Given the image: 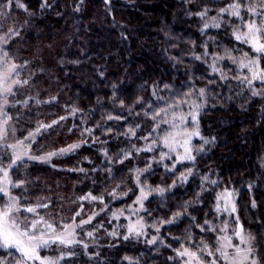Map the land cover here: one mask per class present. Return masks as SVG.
Segmentation results:
<instances>
[{
	"label": "trees",
	"instance_id": "1",
	"mask_svg": "<svg viewBox=\"0 0 264 264\" xmlns=\"http://www.w3.org/2000/svg\"><path fill=\"white\" fill-rule=\"evenodd\" d=\"M260 2L0 0L3 54L23 81L7 110L16 134L57 121L36 133L31 152L79 145L12 168L13 184L23 181L11 188L22 206L34 205L56 228L75 226L73 244L41 253L59 255V264H182L178 252L189 248L207 259L226 219L217 195L241 187V223L264 264V81L248 84L252 72L241 65L247 53L264 70V53L236 39L249 22H264ZM235 3L239 16L221 11ZM190 100L201 104L199 135L193 159L176 161L161 142ZM142 187L149 195L138 236L117 212L132 207ZM18 259L0 246L4 264Z\"/></svg>",
	"mask_w": 264,
	"mask_h": 264
},
{
	"label": "rangeland",
	"instance_id": "2",
	"mask_svg": "<svg viewBox=\"0 0 264 264\" xmlns=\"http://www.w3.org/2000/svg\"><path fill=\"white\" fill-rule=\"evenodd\" d=\"M1 9H2V6L0 5V17L2 16ZM0 24H3V23H1V21H0ZM241 29H242V27L240 28L241 33H245L248 31L247 27H246V29L244 28V30H241ZM7 35L8 34L4 35V33L0 31V73L6 72L14 64L11 60H8L6 58V56L3 54L5 37ZM261 42H264V41H262V39H261ZM249 44H250V42H249ZM244 62L247 63L246 60ZM14 81H19L20 83L23 82L16 77V68L14 71L11 72V74L8 76L7 80L5 81V86L10 85L12 87V92L0 94V108H2V112H0V125H2L4 127L5 132H6V135H4L3 138H0V170H7L8 171V178L12 182V184H13L12 177H11L12 168L18 163H21V162L26 161V160H32V159H28L27 156L24 155V153H27L28 155H31V156L46 155V154L36 155L35 153L31 152L30 144H31V142L35 136L33 138L27 139V140L25 138L28 137L29 134H27L25 137H19L16 134V131H15L14 127L12 126V123L9 121L7 110L9 108L10 104H12V102H13L12 93H13L15 87L20 85V83L17 84V83H14ZM5 100H7L6 104L4 103ZM18 101H20V100H18ZM200 105H201L200 103L199 104L197 103V100H190L184 104V108L179 109V111L176 113L174 112L175 115L172 117V120H171V126H170L171 128L164 135V137L162 138V142H161L162 148H164V153L168 157L172 156L173 158H175L176 161L186 160V159H181V157L186 155L185 148H188L190 150V154L193 156L192 142H193L194 137H198V136H192L189 140V143L187 145H185V143H184L185 139H189L185 135V133L198 130L195 127L197 125V121L195 123H193L191 121L190 114H195L197 116V120H198V113H199L198 110L200 108ZM4 113H6V116L4 115ZM174 113H172V114H174ZM181 116L184 117V120L180 119ZM5 119H7L6 124L3 123ZM37 128H39V126ZM37 128H36V130H37ZM36 130H33L30 133H36ZM166 139L168 141V145H170L171 147L165 144ZM18 141H24V143L21 145V144H18ZM10 145H15L16 147L15 148L9 147ZM172 149H174V150H172ZM59 151L60 150L55 151V152L58 153ZM14 154L21 155V160L17 161L11 168H9V165L12 164V161L15 158ZM2 178H3V171H0V179H2ZM12 184H8L7 188H8L10 195L15 196L14 193L11 191ZM248 185L251 187L249 197L253 199L254 196L256 195L254 188H253V184L249 183ZM240 188L241 187H238V189L225 187L223 190L219 191V193L217 195L215 208L219 211L220 214L226 215V219L224 221L220 222L219 231L217 234V247L216 248L219 247V238L224 237V236L231 237L232 244H234V245L240 244L239 239L235 236V232L238 230L237 221L239 222V226H242L243 233L245 235L251 236L244 229V227L241 223L242 214L239 211L242 208H244L243 202H245L247 195L244 194ZM141 189L144 190V192L146 193V198H147L149 195V190L146 189L145 187H142V188H140V192H139L138 196L136 197V200H135L133 206L128 208L126 211L117 212L118 213L117 215H119L120 217H124L126 219L127 231H129V229L132 228L133 229L132 232L134 233V235H138V236L144 234V232H143L144 228H143L142 219L140 217V213L142 211L141 207H142L143 202L146 198L143 199L140 203H137V198L141 196ZM15 197L17 198V196H15ZM7 201H8V197H6L2 193H0V208H3V206L7 203ZM254 202H255V200H254ZM19 205L21 206V211L18 213H14L13 215L19 217V220L21 221V228L22 229H28L30 232H32L35 235H39L41 232H43V233H45L46 239L51 237L52 242H50L48 244V246H46L44 248H47L49 246H53L54 244H60L58 241H56V237L60 236L62 234L67 235L68 232H71L72 238H73L74 229H75L74 224H70V223L64 224L60 228H56V226L54 224H52L50 221L45 219L43 216L37 215V213H36L37 207H35L34 205L22 206L20 204V202H19ZM27 207H35L36 212L35 213H29V212L24 211L23 209L27 208ZM225 208H227V210H224ZM233 208L235 209V211L232 210ZM231 215L233 218H231ZM41 217H43V221L37 225L35 230H33L31 228L32 221L39 220ZM44 221L52 224L53 229L46 228ZM69 225L73 226V227L72 228H66L65 227V226H69ZM221 229H224V231H221ZM138 232L143 233V234H137ZM152 237H151V239H152ZM241 247H245V246L241 245ZM6 249L14 250L15 252L18 253L19 259L21 258L20 252L17 251V249L15 247H8ZM185 249H187L189 252H194L197 255L195 258H193V257H190L188 255L182 256V255L178 254V257L181 260L182 264H198V262H199V264H210V262L212 260H216L217 264H224V261L219 258L218 254H216V249L214 250V252H212L213 255H210L207 259L200 257V255L197 252H195L189 248H182L179 250L178 253L184 252ZM40 250H41V248L38 250V255L42 259L47 258L51 261H54L55 264H59V262H60V256L59 255L48 254V253L43 254V253H41ZM229 251L231 252L233 250L229 249ZM254 255L256 258L255 253H254ZM26 264H40V261L39 260L27 261Z\"/></svg>",
	"mask_w": 264,
	"mask_h": 264
},
{
	"label": "snow or ice",
	"instance_id": "3",
	"mask_svg": "<svg viewBox=\"0 0 264 264\" xmlns=\"http://www.w3.org/2000/svg\"><path fill=\"white\" fill-rule=\"evenodd\" d=\"M19 7H23L22 4H18ZM43 7V5H42ZM260 7L264 8V0H261ZM240 8L241 4L235 3L229 6V9H222V12L228 11L232 15L239 16L240 15ZM248 11L252 13L253 15H256V8L249 7ZM246 27L248 28V31L245 33H236V39L241 40L243 39L245 43L251 44V47L256 53H264V42H261L260 37L264 36V22H262L260 25H257L255 21L249 22ZM5 56L8 54L5 52ZM247 61L245 63L244 61ZM241 65L244 67H247L250 72H252L251 79H248V84L252 83V80L259 79L261 81H264V70H261L258 65V61L255 59H251L247 56V53H245L244 59L241 61ZM16 68V65H12L6 72L0 73V94L3 93H11L12 87L5 86V81L7 80L8 76L11 74L12 71H14ZM247 79V78H246ZM14 83L19 84V81H14ZM26 83V81H25ZM167 87V86H166ZM203 92V90H201ZM261 93L256 92L255 90L252 92L253 96L259 95ZM4 103H7V100L4 101ZM24 103H27L25 101ZM199 107V106H198ZM75 111V109L73 110ZM0 112H2V108H0ZM6 116V113H4ZM111 118V117H110ZM191 121L195 123L197 121V116L195 114H190ZM63 119V117L61 118ZM181 120H184V117H180ZM4 124L7 123V119L4 120ZM57 121H53L52 125L56 124ZM52 125H40V128H37L36 133L40 131L41 128H51ZM36 133H29V136L25 139H31L33 138ZM6 135L5 129L2 125H0V138H3V136ZM185 135L189 139H185L184 143L187 145L189 143V140L192 136H198L199 132L192 131V132H186ZM205 143H208V140L204 141ZM24 141H18V144H23ZM165 144L168 145L167 139L165 140ZM170 146V145H168ZM9 147L15 148V145H10ZM78 144L70 145L66 149H61L58 153H47L43 156H31L27 153H24V155L27 156L28 159H34V160H40L47 162L50 160V158L54 155H61L65 152L72 151L75 148H78ZM171 147V146H170ZM174 150V149H172ZM186 155L181 157V159H193L192 155L190 154V150L188 148H185ZM14 159L12 161V164L9 165V168H11L17 161L21 160V155L14 154ZM163 158V157H162ZM3 171V178L0 179V193H2L4 196L8 197L7 203L3 206V208H0V246L8 248V247H15L17 251L20 252L21 258L17 260V264H26L27 261H33V260H39L40 264H55L54 261H51L47 258H41L38 255V250L40 248L48 246V244L51 241V237L48 239L45 238V233L41 232L39 235H35L32 232H30L28 229H22L21 228V221L19 220L18 216H14V213H18L21 211V206L19 205V201L15 196L10 195L7 185L12 184V182L8 178V171L7 170H0ZM80 171H83V169H80ZM140 170H137L139 173ZM191 174V170L189 169L188 175ZM181 180H186L187 175L182 174ZM204 179H207L205 177ZM212 183H215V181H212ZM23 184V181L19 182L18 184H13V187H19ZM153 191H156L160 194H163L164 189L163 188H156ZM85 197H82L81 199H84ZM92 200L97 199V197L89 196L86 197ZM146 198V193L143 189H141V196L137 198V203H140L143 199ZM43 207H47V205H42ZM253 206H255L253 204ZM26 212L29 213H35L36 208L35 207H27L23 209ZM224 210H227L225 208ZM235 211V209H232ZM79 215V213H77ZM180 213H176V216H179ZM26 219V218H25ZM91 219V218H90ZM43 221V217H41L39 220L32 221L31 228L33 230L36 229L37 225L40 224ZM89 221H84L83 223H88ZM172 221L169 220L167 223H171ZM207 223V222H206ZM238 223V230L235 232V236L239 239L240 244L234 245L231 242V237L224 236L219 238V247L216 248V254H218L219 258L224 261V264H258L257 259L255 258V249L252 246V240L253 237L245 235L243 233L242 226H239ZM45 227L48 229H53V225L50 223H47L44 221ZM66 228H72L73 226H65ZM158 230V229H157ZM130 232L133 231L132 228L129 229ZM221 231H224V229H221ZM142 234V233H137ZM89 236L92 235V233H88ZM114 235V233H113ZM125 239L128 237L125 236ZM56 241H58L60 244L63 245H71L75 241L72 238V233L68 232L67 235H60L56 237ZM155 241V237H153L152 240L148 241V243H153ZM241 245H244L245 247H241ZM87 247V245H85ZM205 248H207V245H205ZM229 249H232L233 251H229ZM179 255H188L190 257L195 258L196 253L189 252L187 249L184 250V252L178 253ZM208 255H213L212 252H209ZM251 258V259H250ZM0 264H4L3 261H0ZM199 264V262H198ZM210 264H217L216 260H212Z\"/></svg>",
	"mask_w": 264,
	"mask_h": 264
}]
</instances>
